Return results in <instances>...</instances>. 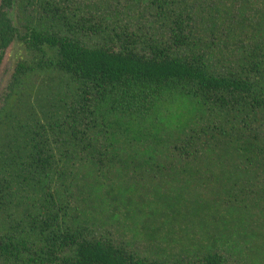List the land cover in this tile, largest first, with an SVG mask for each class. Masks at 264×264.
Returning <instances> with one entry per match:
<instances>
[{
    "label": "trees",
    "instance_id": "trees-1",
    "mask_svg": "<svg viewBox=\"0 0 264 264\" xmlns=\"http://www.w3.org/2000/svg\"><path fill=\"white\" fill-rule=\"evenodd\" d=\"M76 1L0 2V75L24 53L0 102V264H237L114 239L109 215L151 193L155 218L210 220L264 264V0Z\"/></svg>",
    "mask_w": 264,
    "mask_h": 264
},
{
    "label": "rangeland",
    "instance_id": "rangeland-1",
    "mask_svg": "<svg viewBox=\"0 0 264 264\" xmlns=\"http://www.w3.org/2000/svg\"><path fill=\"white\" fill-rule=\"evenodd\" d=\"M99 1L77 0V7L74 9L80 10V13L85 15L98 17L99 14H104L103 8L100 10L97 8ZM113 10V7L107 10L108 15L115 14ZM18 15L16 9L9 11V16L14 24H17ZM117 17V22L120 24L121 21L126 20L122 15ZM144 26L147 27L145 24ZM153 27L160 31L157 25L154 24ZM149 32L151 31L149 30ZM23 54L21 47L16 43L5 54L0 75V102L10 82L15 65L23 57ZM146 189L150 190L151 187L147 185ZM144 200L147 206L141 215H136L133 211L127 212V210L121 208V213L114 211L117 214L115 216L110 214L108 220V230L111 232L112 237L128 245L133 252L141 257L176 262L197 259L210 251H218L237 264H255L256 259L251 252L252 247L243 236H238L237 233H232L228 236L229 233L224 232L221 226L216 227V224L210 220H205V225L200 226L197 219H190L186 217L185 213H183V217L175 218L173 224L167 225L166 220L171 219V212L169 213V218L164 216L155 218L151 215V213L153 214L151 210H155L153 207L155 206L154 203L157 206L160 205L159 201L162 198L151 193ZM212 203L213 201H211V205ZM223 207L221 208L223 209ZM214 209H217V212L220 213L215 214L218 215H216L218 218H221V221L223 219L228 222L231 221L232 217L227 215L225 211L223 212L221 209L213 207L212 210ZM214 212L211 211V213ZM232 228L234 227H230L228 231H235L236 227L233 230Z\"/></svg>",
    "mask_w": 264,
    "mask_h": 264
}]
</instances>
